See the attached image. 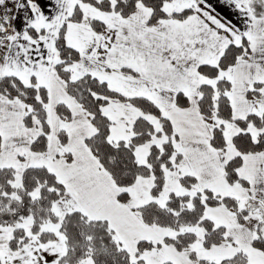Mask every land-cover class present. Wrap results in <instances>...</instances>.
<instances>
[{
    "label": "snow or ice",
    "instance_id": "6c2138e0",
    "mask_svg": "<svg viewBox=\"0 0 264 264\" xmlns=\"http://www.w3.org/2000/svg\"><path fill=\"white\" fill-rule=\"evenodd\" d=\"M0 264H264V0H0Z\"/></svg>",
    "mask_w": 264,
    "mask_h": 264
}]
</instances>
